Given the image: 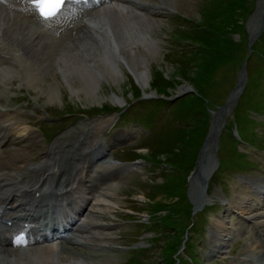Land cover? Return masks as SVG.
Instances as JSON below:
<instances>
[{
    "label": "rangeland",
    "instance_id": "374dc122",
    "mask_svg": "<svg viewBox=\"0 0 264 264\" xmlns=\"http://www.w3.org/2000/svg\"><path fill=\"white\" fill-rule=\"evenodd\" d=\"M137 1L162 13L149 17L153 27L145 31L155 49H140L144 83L139 69L135 73L120 63L116 76L100 78L90 91L76 72L75 59L62 71L64 45L41 77L50 62L16 44L12 52L26 65L16 70L0 52V75L7 76L3 81L0 77V108L17 109L14 117L38 130L48 147L78 126L101 127L91 141L92 157L105 152L129 174L113 199L97 190L98 198L83 219L96 218L113 228L106 234L109 240L98 242L122 252L112 264H232L245 254L252 264H264L263 252L246 234L255 232L256 222L243 224L250 217L231 209L233 200L244 199L256 202L255 214L264 215V17L257 15L262 0H187L185 6L169 10H157L152 0ZM28 19L24 24L29 30L43 34L40 53L59 41L72 45L71 30L52 31ZM242 66L244 89L226 111ZM18 73L22 78L9 80ZM215 126L221 131L216 170L201 197V178L193 174ZM116 132L133 135L106 147ZM32 155L33 166L41 165L44 156L36 150ZM93 209L97 213L92 217ZM230 238L222 255L209 258L210 245H224Z\"/></svg>",
    "mask_w": 264,
    "mask_h": 264
},
{
    "label": "bare ground",
    "instance_id": "6f19581e",
    "mask_svg": "<svg viewBox=\"0 0 264 264\" xmlns=\"http://www.w3.org/2000/svg\"><path fill=\"white\" fill-rule=\"evenodd\" d=\"M115 1L117 6H115ZM152 1H154L153 5L157 7V10L179 9L180 6L188 2L187 0ZM111 2L113 3L110 5ZM103 4L107 5L92 12L65 11L54 21L48 22V29L50 28L52 31L64 28L71 30L69 39L72 45H69L67 41L63 43L59 41L47 46L40 53L38 47L43 39V34L38 30L30 31L29 27L24 24V19L28 17L41 25L40 21L33 14L20 11H26L23 0H10L6 6L8 11L0 6V52L4 53L8 66L10 65L16 70L26 64H23L18 58L19 56L12 52V45L17 44L16 47L21 46L20 49L23 48L31 54L34 53L38 56L37 58L40 57L41 62L48 63L49 61L50 64L43 67L44 73L40 74L42 77L49 73L52 67L50 66L51 61L58 57L57 50L64 45L65 53L59 57L62 71L68 70L66 69L67 64L69 65L71 59H75L78 63L76 72L91 88L90 91L99 84L100 78L116 76L120 63L126 64L136 73L144 65L143 52L140 51L141 46L147 52H152L155 49L153 42L146 36L153 27L149 17L161 16L162 13L155 12L150 8V5L137 0H106ZM263 8L264 0L260 1L257 12L260 18L263 16ZM88 17L94 20L93 27L83 23L82 19ZM72 33H75V38L71 37ZM70 50L77 51L81 56L77 57ZM138 73L139 80L144 83V71L140 70ZM21 74L9 78V80H18L22 78ZM6 75L8 74L6 73ZM241 76L239 86L226 111L232 108L233 103L240 96L245 83L244 76ZM0 77L1 80L7 78L5 75H0ZM72 79L71 76L70 80ZM37 80L38 83L39 79ZM31 85L29 82L26 87L30 88ZM1 100L0 97V102ZM8 107L9 105L0 108V220L6 223L11 222L14 226L19 225L20 222L21 224H32L42 217V211H40L42 207H58L66 203H69L70 214H67L61 223L63 229L55 231L52 236L47 235L38 239L18 237L20 243H16L17 239L11 240L0 236V264H79L81 261L84 264H112L122 252L103 244L100 246L98 242L105 243L109 240L106 234L113 228L98 224L95 222L96 218L95 220L91 218L90 221L87 220L89 218L83 219L88 208L92 206L91 202L98 198L97 190H100L105 198L113 199L117 195L116 190L120 188V183L129 174L127 167L125 168L118 162L113 163L111 159L110 161L105 152L92 157L94 146L91 141H93L94 133L101 127L88 129L78 126L63 134L51 146H43L40 132L31 126H24L17 120L18 118L14 117L15 113L19 111ZM217 127H214V133H216ZM132 135L128 132H116L107 142L105 141V146L111 147L115 143L124 142ZM211 140L210 137L204 152L209 150ZM35 150L44 156L43 162L39 166L32 164V152ZM203 168L204 164L201 163L199 171L194 173L195 176L197 174L201 178L199 189L203 178ZM253 198L255 197L253 196ZM106 209L111 210L108 207ZM231 209L238 210L241 215L250 217L243 219V224L256 222L255 232L249 231L246 234L256 240L251 241L264 254V221H259L264 218V215L255 214L259 210L256 202L253 204L237 198L231 202ZM89 212L90 216L97 213L95 210H89ZM53 214L46 212L44 218L52 221ZM3 227L7 234L12 232L11 227H7L5 224ZM36 231L37 228L33 227L29 229L28 233L34 236ZM241 231H243L242 228ZM231 240L233 239L230 238L220 246L210 245L208 248L209 258L216 254L222 255ZM54 241L57 242L53 245ZM22 245L25 247L24 250L18 248ZM58 249L60 250L57 251ZM256 253L253 252V254ZM38 255L40 257L36 261L34 257ZM250 259V255L245 254L238 262L232 264H252Z\"/></svg>",
    "mask_w": 264,
    "mask_h": 264
},
{
    "label": "water",
    "instance_id": "95a60500",
    "mask_svg": "<svg viewBox=\"0 0 264 264\" xmlns=\"http://www.w3.org/2000/svg\"><path fill=\"white\" fill-rule=\"evenodd\" d=\"M243 73H244V66H242V70L240 71V75L243 74ZM216 130L217 131L214 134L213 132H211L212 131V128L210 129V131L208 133V136H207V138L205 140V143L203 145V148L201 150L200 157L198 159V165L195 168V172H198L199 169H200L201 163L204 164V168L202 169V172H203L202 177L203 178H202V183L200 184V193H201L200 195H201V197L204 196V194H205V189H206L207 181H208V179H209V177H210V175L213 172V169L215 167V151H216V148H217V142L219 140V135H220L219 126L217 127ZM210 137L212 139L211 140L210 148L207 151L208 152L207 155H203L202 154L203 153V149L206 146V144L209 142Z\"/></svg>",
    "mask_w": 264,
    "mask_h": 264
},
{
    "label": "snow or ice",
    "instance_id": "6c2138e0",
    "mask_svg": "<svg viewBox=\"0 0 264 264\" xmlns=\"http://www.w3.org/2000/svg\"><path fill=\"white\" fill-rule=\"evenodd\" d=\"M32 3L39 11L40 16L47 19L56 14L64 0H32ZM16 243H20L19 238H17Z\"/></svg>",
    "mask_w": 264,
    "mask_h": 264
}]
</instances>
